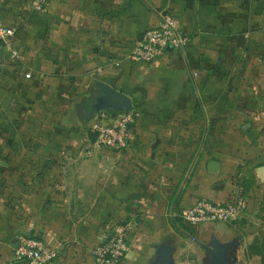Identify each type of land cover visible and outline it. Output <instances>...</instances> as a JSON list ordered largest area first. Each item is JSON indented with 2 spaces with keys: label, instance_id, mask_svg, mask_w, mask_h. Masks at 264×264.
Segmentation results:
<instances>
[{
  "label": "crops",
  "instance_id": "1",
  "mask_svg": "<svg viewBox=\"0 0 264 264\" xmlns=\"http://www.w3.org/2000/svg\"><path fill=\"white\" fill-rule=\"evenodd\" d=\"M36 1L0 0L14 28L0 39V264L21 233L56 246L52 264H95L122 220L125 264H151L181 208L226 200L240 166L264 164V0ZM162 14L186 44L134 59ZM98 83L131 100L124 151L92 145Z\"/></svg>",
  "mask_w": 264,
  "mask_h": 264
},
{
  "label": "built area",
  "instance_id": "2",
  "mask_svg": "<svg viewBox=\"0 0 264 264\" xmlns=\"http://www.w3.org/2000/svg\"><path fill=\"white\" fill-rule=\"evenodd\" d=\"M49 0H37L36 9L45 12ZM14 28L7 26L0 16V39L10 43ZM187 36L179 29L176 20L170 15H161L155 27L146 30L131 51V56L142 62L151 63L159 59L168 48H183ZM17 50H12V57L19 58ZM26 77L31 73L27 72ZM136 115L131 111H122L113 116L111 110L99 111L91 124L94 135L93 147L124 151L129 146ZM247 209L245 197L236 191L232 199L216 201L208 197L198 198L191 206L183 207L178 216L192 226L205 223H227L240 218ZM132 226L127 220L118 222L111 231L102 236L93 250L95 264H125L131 249L130 232ZM59 256L56 246L48 244L42 237L21 233L18 235V247L13 250L9 264H52Z\"/></svg>",
  "mask_w": 264,
  "mask_h": 264
},
{
  "label": "rangeland",
  "instance_id": "3",
  "mask_svg": "<svg viewBox=\"0 0 264 264\" xmlns=\"http://www.w3.org/2000/svg\"><path fill=\"white\" fill-rule=\"evenodd\" d=\"M259 167L249 161L240 166L234 186L224 200L228 202L236 191L241 192L247 209L240 218L218 222V226L213 227L210 224L214 223L188 225L176 216L175 233L179 237L173 245V264H208L211 255L205 246L213 248V241L230 245L225 251L230 264H264V175Z\"/></svg>",
  "mask_w": 264,
  "mask_h": 264
},
{
  "label": "water",
  "instance_id": "4",
  "mask_svg": "<svg viewBox=\"0 0 264 264\" xmlns=\"http://www.w3.org/2000/svg\"><path fill=\"white\" fill-rule=\"evenodd\" d=\"M98 86L99 90L93 95L91 101L94 113L107 109L111 110L113 116H115L119 112L132 110L131 100L125 93L102 83H98ZM214 164L218 165L217 162L211 161L210 167L213 168ZM259 170L264 175V165L260 166ZM12 241L13 246L18 247V237H14ZM212 246L213 248L205 246L211 255L208 264H230L225 258V251L230 245H220L217 241H213ZM173 253V244L160 245L151 264H173Z\"/></svg>",
  "mask_w": 264,
  "mask_h": 264
}]
</instances>
